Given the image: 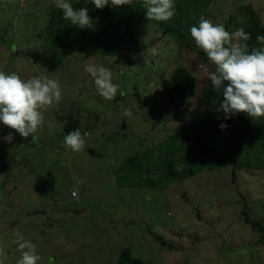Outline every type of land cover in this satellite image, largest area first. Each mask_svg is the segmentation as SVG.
Listing matches in <instances>:
<instances>
[{
	"label": "rangeland",
	"instance_id": "374dc122",
	"mask_svg": "<svg viewBox=\"0 0 264 264\" xmlns=\"http://www.w3.org/2000/svg\"><path fill=\"white\" fill-rule=\"evenodd\" d=\"M138 3L134 16L141 17L132 22L131 37L121 41L117 55L76 52L56 63L44 54L38 35L52 0H0V71L16 72L23 79L48 76L62 88L59 104L43 110L45 126L34 138L0 125L4 264H16L21 255L13 243L17 235L37 245L39 264H49V258L52 264H115L123 248L145 264H264V169L242 166L233 181L232 166H205L183 180L157 187L147 181L140 187L128 186L129 180H156L159 162L143 152L148 148L159 152V144L189 129L201 115L199 95L186 108L174 110L166 103L164 89L173 69L189 63L176 37L147 21L142 0ZM176 3L184 7L180 23L186 40L193 41L189 28L201 17L225 28L233 18L231 32L242 28L246 18L242 6L248 4L264 26V0ZM90 63L113 72L120 85L113 100L96 91L84 70ZM195 75L206 85L209 75ZM77 128L85 133V147L73 152L64 137ZM9 132L14 138L6 142L2 137ZM213 143L219 153L225 146L235 151L229 141L224 145L215 137ZM135 155L150 167L128 175L132 164L125 159ZM185 165L180 161L177 167ZM125 175L128 184L120 187L117 182ZM243 210L263 230L246 221Z\"/></svg>",
	"mask_w": 264,
	"mask_h": 264
},
{
	"label": "trees",
	"instance_id": "16d2710c",
	"mask_svg": "<svg viewBox=\"0 0 264 264\" xmlns=\"http://www.w3.org/2000/svg\"><path fill=\"white\" fill-rule=\"evenodd\" d=\"M197 1L200 0H194V3L196 4ZM201 1L208 4L212 0ZM73 6L89 9V15L94 18V28L80 29L72 25L70 21L65 20L61 10L55 8L54 5L50 6L46 23L38 35L42 41L41 47L44 54L56 63L63 62L68 56L76 52H84L85 56L117 55L121 41L125 37H131L132 22L134 23L136 18L141 17V15L134 16V12L139 6L138 2H134L131 6L105 7L103 10L95 9L90 0H79L78 3L74 2ZM176 9L180 11V15L176 14L172 20L177 25L171 24L173 21L157 22L152 20V23L158 24L165 34L170 33L176 37L180 51L186 55L189 63L188 67L179 65L173 69L164 89L165 101L171 109L177 110L189 106L190 99L199 95L197 102L201 115L199 119L192 120L189 129L171 135L164 145L159 144V152L152 148L143 152L144 155L152 156L159 162L157 169L160 176L156 180L147 177L141 182H136L135 179L134 182L129 180V184L127 183L128 175H135L138 172L144 173L150 167V162L142 163L139 155H135L136 158L125 159L132 165L128 163L130 165L128 175L117 182L120 187L127 184L130 187H140L141 184L144 185L145 181L148 182V185L157 187L159 183L163 185L164 182L168 184L171 181L183 180L201 171L205 166H232L231 178L233 181L236 179L238 168L242 166L264 169V117L251 118L245 113H239L227 121L217 119L218 116L222 117L223 115L222 112L216 110L222 99V89L221 91H214L209 79L203 86L202 83L198 82L195 75L196 72L210 75L215 71V66L211 64L205 53L195 45L194 41L186 40L187 36L181 27L183 24L180 23L182 20L180 16H183L185 12L184 7L180 3H176ZM242 11L243 14H246L242 28L251 34V39L247 42L249 51L256 47H262L256 40L257 35H264V26L259 15L250 4L243 5ZM145 19L149 21L148 18ZM231 19L226 25V30L230 33V25L234 22L233 18ZM237 24L235 22V25ZM119 30L122 32L120 37L117 35ZM89 113L92 114L91 111ZM220 123L228 124L227 129H225L227 134H224L223 130L220 129ZM235 129H237L236 132L233 131ZM215 137H218L224 145H227L226 142L229 141L230 145L235 147V151L226 146L224 153L216 151L213 143ZM185 147L189 150L186 154H182L181 151ZM180 161L186 162L187 165L178 168L177 164ZM250 163L252 164L250 165ZM124 174H126L125 170ZM244 214L246 216V212ZM245 218L246 221L257 226L259 230H263L259 222H254L247 216ZM115 264L145 263L140 258L132 256L129 248H123Z\"/></svg>",
	"mask_w": 264,
	"mask_h": 264
},
{
	"label": "clouds",
	"instance_id": "9594fccd",
	"mask_svg": "<svg viewBox=\"0 0 264 264\" xmlns=\"http://www.w3.org/2000/svg\"><path fill=\"white\" fill-rule=\"evenodd\" d=\"M79 0H52L55 8L61 10L63 18L80 29L94 28V18L87 7L75 8L73 3ZM95 9L129 5L139 0H90ZM146 18L157 22H168L176 14V0H142ZM195 45L201 49L208 60L215 66L208 79L214 91H221L222 99L216 110L222 112L217 119L227 121L239 113L251 118L264 117V35H257L256 40L262 47L249 51L248 41L251 34L243 28L235 32L226 30L223 24L213 23L201 17L197 24L189 28ZM12 51L16 48L13 46ZM152 55L157 54L152 49ZM92 78L98 94L106 100H113L120 85L114 82L113 72L97 64H87L84 69ZM62 96L58 80L43 75L23 79L18 73L0 71V125L14 129L22 137H35L45 126L44 109L59 104ZM51 125L49 124V127ZM221 130L228 127L220 123ZM85 133L77 128L64 137L65 146L73 152L85 147ZM14 134L9 132L2 137L11 142ZM21 253L16 264H39L42 257L37 245L23 235H17L13 241ZM4 249L0 247V264H4ZM49 264L52 259L49 258Z\"/></svg>",
	"mask_w": 264,
	"mask_h": 264
},
{
	"label": "water",
	"instance_id": "95a60500",
	"mask_svg": "<svg viewBox=\"0 0 264 264\" xmlns=\"http://www.w3.org/2000/svg\"><path fill=\"white\" fill-rule=\"evenodd\" d=\"M122 128H125V122H123V124H122ZM76 213H78V211H77Z\"/></svg>",
	"mask_w": 264,
	"mask_h": 264
},
{
	"label": "built area",
	"instance_id": "2783aa9c",
	"mask_svg": "<svg viewBox=\"0 0 264 264\" xmlns=\"http://www.w3.org/2000/svg\"><path fill=\"white\" fill-rule=\"evenodd\" d=\"M72 193H73V195H76V191H73Z\"/></svg>",
	"mask_w": 264,
	"mask_h": 264
}]
</instances>
